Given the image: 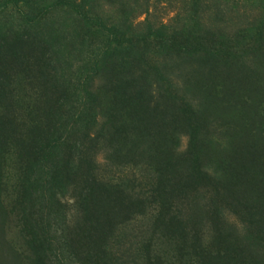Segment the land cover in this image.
<instances>
[{
  "label": "rangeland",
  "instance_id": "rangeland-1",
  "mask_svg": "<svg viewBox=\"0 0 264 264\" xmlns=\"http://www.w3.org/2000/svg\"><path fill=\"white\" fill-rule=\"evenodd\" d=\"M57 1L0 0V37H60L69 105L91 73L79 126L0 59V264H48L42 235L59 264H264V0Z\"/></svg>",
  "mask_w": 264,
  "mask_h": 264
},
{
  "label": "trees",
  "instance_id": "trees-1",
  "mask_svg": "<svg viewBox=\"0 0 264 264\" xmlns=\"http://www.w3.org/2000/svg\"><path fill=\"white\" fill-rule=\"evenodd\" d=\"M65 0H58L55 4L60 6H69L70 1H67V5L65 3ZM72 7V6H71ZM73 8L75 9L77 14H82V11L79 7L76 6V4H73ZM32 25V24H31ZM36 27L27 28L28 30H24L22 32H14L13 34L8 35L6 37H0V59L2 61L8 60L9 58H13L16 61L17 66H24L25 70H31L32 67H35L34 76L32 77L35 82H37L43 91V95L46 101V107L49 112V116L51 114V119L53 122H57L58 118H55V115L59 113V116H61L62 108H65L66 106L68 108V112L72 115L73 121L77 125L81 126L82 124L86 123L85 119V111L89 109V102L91 100L90 92L88 91L87 85L88 81L90 79L91 73L88 76H85L81 79H77L76 85L78 89V93H76L74 96V99L70 101L72 105L68 104V96L71 94V80L65 76L64 70L67 66L65 65V58H61L62 61L59 60L58 54L63 56L61 51L58 47V41L60 40V37L56 35V37H51V34L54 35L55 32L52 30H47L44 34L41 32L38 34V32H35ZM108 38V37H107ZM9 39V40H7ZM57 41V42H56ZM97 42V40H95ZM93 40H86L83 36L79 39H77V42L80 44V46L83 48L88 49L90 46L94 44ZM95 42V43H96ZM110 41L108 42V46L103 45L102 49H100L98 52H90L87 57V64H90L92 71H96L98 69V66L100 65L101 61L107 56L108 50L111 47V44H115L114 42ZM33 49V48H40L39 57L36 58L34 64H27L26 62L22 61V59H25L26 55L23 52V49ZM85 50V49H84ZM90 50V49H89ZM123 59L119 58L118 62L121 63ZM68 68V67H67ZM5 84L0 81V88L4 86ZM74 109V110H73ZM63 129H59L58 127L56 130V137L55 135H52L53 133L50 132V134L47 135L45 138V141H53V140H60L62 141L66 139V134L63 132ZM86 134L79 135L80 139H75V141H82L85 138ZM81 144V143H79ZM54 148V146H53ZM53 148L50 144H46L45 147L42 149V155L44 157H47L48 162H52L51 159V153L53 151ZM56 162V163H55ZM62 164V161L57 160L54 161L55 166H57L58 163ZM47 168L48 170H51V173H46L49 175L47 180L45 181L47 186L52 185V183L55 182V179L59 176V174L55 175L54 170L55 169ZM45 173V172H44ZM54 195V192H51L50 196L43 194L42 195V201L45 205L44 212L47 216V219H50V216L52 214V210L54 211V208H52V204L50 203L51 196ZM63 246H68V237L62 238ZM35 241L37 242V249L40 251H47L48 256L46 253H43L42 259H45V261H48V264L50 262L59 264L60 261H63V259L59 258L57 259V254L54 256L55 260L51 259L50 255V243L52 242L50 238H46L45 235H42V238H35ZM88 252V250H86ZM82 264V263H80ZM86 264V263H84ZM89 264V263H87ZM90 264H95L91 263Z\"/></svg>",
  "mask_w": 264,
  "mask_h": 264
}]
</instances>
